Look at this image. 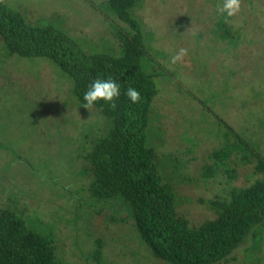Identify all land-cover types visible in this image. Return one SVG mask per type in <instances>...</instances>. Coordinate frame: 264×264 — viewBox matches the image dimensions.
<instances>
[{
    "label": "rangeland",
    "instance_id": "374dc122",
    "mask_svg": "<svg viewBox=\"0 0 264 264\" xmlns=\"http://www.w3.org/2000/svg\"><path fill=\"white\" fill-rule=\"evenodd\" d=\"M4 1L30 22L51 17L88 44L118 48L117 28L105 17L106 0ZM221 2L139 0L133 9L159 73L152 125L161 134L154 137L155 145L161 154L179 158L180 171L193 177L213 162L210 154L224 145L229 124L264 155V0H240L239 11L226 17V27L218 24L225 15L217 12ZM2 43L0 39V207L11 194L18 195L30 225L48 232L55 224L64 236L68 264H165L139 246L130 218L123 224L110 220L111 214L123 216L125 211L111 206L98 211L86 202L90 177L80 169L90 147L87 137L101 118L97 109L85 108L72 96L71 79L55 63L9 54ZM180 48L186 54L172 63L170 57ZM235 165L238 176L231 181L220 172L207 183L175 182L182 198L178 210L192 225L215 216L200 198L226 195L231 185L254 179L247 178L253 163ZM40 212L48 221H40ZM97 241L102 243L100 261L92 255ZM250 245L221 264H254L245 259ZM262 249L259 264H264V238Z\"/></svg>",
    "mask_w": 264,
    "mask_h": 264
},
{
    "label": "trees",
    "instance_id": "16d2710c",
    "mask_svg": "<svg viewBox=\"0 0 264 264\" xmlns=\"http://www.w3.org/2000/svg\"><path fill=\"white\" fill-rule=\"evenodd\" d=\"M138 3L106 0L103 4L105 17L117 28V48L106 43L88 44L68 28L54 24L56 19L51 17L30 22L21 11L0 0L2 46L12 55L42 57L55 63L71 79L72 96L81 105L93 79L111 77L120 84L121 94L114 104L101 100L92 106L101 118L93 124L97 127L93 135L87 137L90 147L85 148L80 169L90 177L86 201L90 207L100 211L111 206L118 212L125 211L123 216L111 214L110 220L123 224L130 218L139 246L145 245L165 264H221L234 258L233 253L249 241L245 259L252 258L259 264L262 257L257 253L263 250L264 238V155L230 124L224 145L210 154L213 162L205 163L198 177L182 173L179 158L158 151L154 137H160L161 132L152 121L159 73L152 66L141 22L133 14ZM226 17L220 19V27L227 26ZM118 21L126 25L119 26ZM128 87L139 91L137 102L125 94ZM236 163H253L247 178L254 179L248 184L231 185L226 195L200 198L215 216L192 225L178 210L182 198L175 182L187 179L207 183L220 172L231 181L238 176ZM8 200L0 207V264L70 263L64 257V236L55 224L48 232L30 225V214L27 207L18 205V195L11 194ZM43 216L40 212V221H48ZM101 244L97 241L92 254L99 261Z\"/></svg>",
    "mask_w": 264,
    "mask_h": 264
},
{
    "label": "clouds",
    "instance_id": "9594fccd",
    "mask_svg": "<svg viewBox=\"0 0 264 264\" xmlns=\"http://www.w3.org/2000/svg\"><path fill=\"white\" fill-rule=\"evenodd\" d=\"M240 8V0H222V2L217 6V12L225 14L226 16H232ZM186 49L180 48L174 55L170 57L172 63H176L181 60L186 54ZM120 84L111 77L102 78L97 77L93 79L87 90L83 93V103L82 105L89 109L95 102L104 101L107 103H115V98L120 96ZM127 97L133 102H137L140 99V93L136 88L128 87L126 89Z\"/></svg>",
    "mask_w": 264,
    "mask_h": 264
}]
</instances>
